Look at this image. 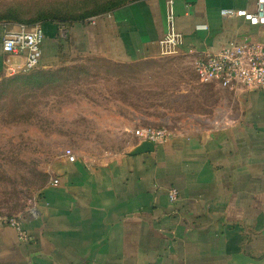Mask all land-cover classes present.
<instances>
[{"label": "crops", "instance_id": "0c3cea01", "mask_svg": "<svg viewBox=\"0 0 264 264\" xmlns=\"http://www.w3.org/2000/svg\"><path fill=\"white\" fill-rule=\"evenodd\" d=\"M256 5L136 0L95 23H45L40 69L64 63L65 55L123 66L178 54L191 57L195 70L199 57L229 41L264 42V26L220 14ZM5 23L0 80L9 77V64L24 60L3 51ZM173 30L178 41L169 51L164 40ZM201 84L232 96L233 121L206 119L151 152H137L143 140L136 134L125 151L99 159L69 162L63 152L39 193L37 213L22 216L28 240L0 226V264H264V89ZM172 187L180 195L173 203Z\"/></svg>", "mask_w": 264, "mask_h": 264}, {"label": "rangeland", "instance_id": "374dc122", "mask_svg": "<svg viewBox=\"0 0 264 264\" xmlns=\"http://www.w3.org/2000/svg\"><path fill=\"white\" fill-rule=\"evenodd\" d=\"M111 6V0H0V22L46 16L71 25L90 22ZM68 58L40 71L43 81L25 83L38 71L0 80V216H23L35 207L66 149L99 159L125 151L140 128L177 133L207 125L206 119H235L232 96L201 84L191 57L172 54L123 66Z\"/></svg>", "mask_w": 264, "mask_h": 264}, {"label": "built area", "instance_id": "2783aa9c", "mask_svg": "<svg viewBox=\"0 0 264 264\" xmlns=\"http://www.w3.org/2000/svg\"><path fill=\"white\" fill-rule=\"evenodd\" d=\"M173 4V0H170ZM172 15L173 9L171 8ZM220 14L224 18H242L252 26H264V0H257L254 11L244 8H223ZM97 17L91 18L95 23ZM45 31L41 24L28 25L23 23H5L2 38L3 51L8 55L24 56L22 63H12L7 66V76L12 77L21 73H29L41 68ZM178 41V33L174 30L164 40L174 50ZM195 71L201 83H217L222 87L238 90L264 89V42L244 38L241 41L232 40L225 43L218 51L206 53L199 57L195 64ZM135 134L143 141L154 144L166 143L171 134L164 129L144 127L137 129ZM69 162H75L77 157L71 149L63 154ZM53 184H58L54 179ZM170 201L179 199V190L169 189ZM37 209L33 207L29 214L35 215ZM0 226L14 228L21 240H28V233L24 229L22 216H0Z\"/></svg>", "mask_w": 264, "mask_h": 264}, {"label": "trees", "instance_id": "16d2710c", "mask_svg": "<svg viewBox=\"0 0 264 264\" xmlns=\"http://www.w3.org/2000/svg\"><path fill=\"white\" fill-rule=\"evenodd\" d=\"M133 1H136V0H111L113 6H111L110 8L106 9L104 12L108 13V12H111L112 10L124 5V4H127L129 2H133ZM105 13H100L99 15H103ZM98 15V14H97ZM6 23H23V24H28V25H34V24H41L44 28V24L45 23H56V24H60V23H63L64 21L63 20H58L57 18H48V17H43L38 21L36 19H31L30 21L28 22H22V21H4ZM77 22H84L82 19L78 20ZM77 22H74V23H77ZM45 31V30H44ZM35 71H38L36 72L35 74H32V75H29V77H25V83H29V82H33V83H36V82H39L40 81H43V75H42V71L41 69H38V70H35ZM22 74V73H21ZM20 75V74H18ZM18 75H15L14 77L18 76ZM37 87H41V86H37Z\"/></svg>", "mask_w": 264, "mask_h": 264}, {"label": "water", "instance_id": "95a60500", "mask_svg": "<svg viewBox=\"0 0 264 264\" xmlns=\"http://www.w3.org/2000/svg\"><path fill=\"white\" fill-rule=\"evenodd\" d=\"M155 148V144L150 141H143L142 147L138 149V153L140 152H151Z\"/></svg>", "mask_w": 264, "mask_h": 264}]
</instances>
